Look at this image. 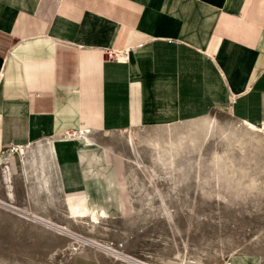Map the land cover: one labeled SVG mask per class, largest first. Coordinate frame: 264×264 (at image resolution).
I'll return each instance as SVG.
<instances>
[{
	"label": "crops",
	"instance_id": "1",
	"mask_svg": "<svg viewBox=\"0 0 264 264\" xmlns=\"http://www.w3.org/2000/svg\"><path fill=\"white\" fill-rule=\"evenodd\" d=\"M214 110L264 127V0H0V199L10 206L82 198L126 216V167L103 136Z\"/></svg>",
	"mask_w": 264,
	"mask_h": 264
},
{
	"label": "rangeland",
	"instance_id": "2",
	"mask_svg": "<svg viewBox=\"0 0 264 264\" xmlns=\"http://www.w3.org/2000/svg\"><path fill=\"white\" fill-rule=\"evenodd\" d=\"M207 117L222 129L204 142L186 143L170 159L147 144L159 140L169 149L180 135L168 125L103 136L126 167V216L115 218L111 208L77 198L84 194L25 211L0 199V264H221L237 255L264 260V143L258 142L264 134L244 130L226 110ZM130 133L139 156L127 142ZM17 195L25 200L18 188Z\"/></svg>",
	"mask_w": 264,
	"mask_h": 264
},
{
	"label": "bare ground",
	"instance_id": "3",
	"mask_svg": "<svg viewBox=\"0 0 264 264\" xmlns=\"http://www.w3.org/2000/svg\"><path fill=\"white\" fill-rule=\"evenodd\" d=\"M238 123L241 124L242 128L244 127V130L248 131V132H253V133H257V132H260L262 134H264V128L260 127V126H255L253 124H250V123H247V122H244V121H238ZM178 124L179 126L175 125V124H171V125H174V126H170L168 125L169 127L168 130L170 131H175L177 133H179V138L177 141H170V148L169 149H166L164 150L163 148V145L159 142V140H149L147 141V144L151 147L152 151L154 154L158 155L160 158L163 157V156H168V158H172L174 156V154H176L182 147L183 145H185L186 143H189V144H195L197 142H199L201 140V142H204L208 135L215 132L216 129H222L221 127H218L217 126V121L215 118H212V117H202V118H199V119H195V120H191V121H184V122H179V123H176ZM236 126V125H235ZM134 128V127H133ZM178 128V129H177ZM131 130V129H130ZM129 130V131H130ZM137 130V129H136ZM236 130V129H234ZM233 130V132H234ZM224 131V130H222ZM241 131V130H240ZM239 131V133H240ZM87 132V131H86ZM229 132V131H228ZM237 132V131H236ZM119 133H123V132H119ZM159 133V132H158ZM260 133H257V134H260ZM82 134V133H81ZM227 134V133H226ZM230 133H228L229 135ZM254 134V135H255ZM77 135V134H76ZM135 135V134H134ZM168 135V134H167ZM233 135V134H231ZM240 135V134H239ZM247 135V134H246ZM245 135V137H246ZM238 136V134H237ZM259 136V135H258ZM242 137V136H241ZM256 137V135L254 136ZM228 139H230L229 137H227ZM232 138H235L234 136ZM231 138V139H232ZM238 138V137H237ZM236 138V139H237ZM244 138V137H243ZM261 138V137H260ZM74 139V138H73ZM241 139V138H240ZM136 140V138H135ZM134 138H133V135L130 133L128 135V138H127V142L128 144L131 145V148H133L134 150V154H136V156H139L138 154V150H137V145L138 143L136 144ZM138 140V138H137ZM163 140V139H162ZM233 140V139H232ZM248 140V139H247ZM139 141V140H138ZM229 141V140H228ZM242 141V140H241ZM245 141V140H244ZM251 141V140H250ZM164 142V140H163ZM233 142H236V140H234ZM252 142V141H251ZM259 144H262L264 143V141H262V139L258 140ZM166 144V142H165ZM132 150V149H131ZM136 161V160H135ZM137 162V161H136ZM138 164V163H137ZM144 167V166H143ZM244 189V188H243ZM77 194H84L83 192H80V193H73V194H69V196H75ZM68 196V197H69ZM55 228H57V230L65 233L66 235L72 237V238H76L77 241H80L82 243H88V244H91V245H94L97 247L96 244L92 243L91 241H87L73 233H70L67 229H61V227L59 226H56Z\"/></svg>",
	"mask_w": 264,
	"mask_h": 264
},
{
	"label": "built area",
	"instance_id": "4",
	"mask_svg": "<svg viewBox=\"0 0 264 264\" xmlns=\"http://www.w3.org/2000/svg\"><path fill=\"white\" fill-rule=\"evenodd\" d=\"M103 53L106 55V58L109 60H125L127 59L128 55V50H123L120 52H114L112 50H104ZM19 149L17 148H11L10 150L7 151H18ZM221 264H232L230 259L227 257L223 259Z\"/></svg>",
	"mask_w": 264,
	"mask_h": 264
}]
</instances>
